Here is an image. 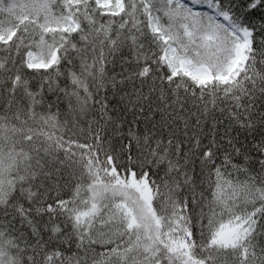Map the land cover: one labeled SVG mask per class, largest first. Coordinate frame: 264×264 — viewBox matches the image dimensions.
<instances>
[{"label": "snow or ice", "instance_id": "1", "mask_svg": "<svg viewBox=\"0 0 264 264\" xmlns=\"http://www.w3.org/2000/svg\"><path fill=\"white\" fill-rule=\"evenodd\" d=\"M0 264H264V0H0Z\"/></svg>", "mask_w": 264, "mask_h": 264}]
</instances>
